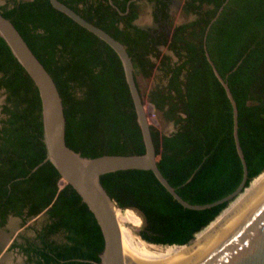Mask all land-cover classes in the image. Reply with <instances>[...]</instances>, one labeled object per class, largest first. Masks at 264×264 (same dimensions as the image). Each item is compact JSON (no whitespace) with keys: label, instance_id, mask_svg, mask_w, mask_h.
I'll use <instances>...</instances> for the list:
<instances>
[{"label":"trees","instance_id":"trees-1","mask_svg":"<svg viewBox=\"0 0 264 264\" xmlns=\"http://www.w3.org/2000/svg\"><path fill=\"white\" fill-rule=\"evenodd\" d=\"M60 1L123 43L134 77L158 71L147 98L173 126L166 133L151 124L149 129L156 165L174 190L191 203L231 191L241 176L231 106L202 48L205 26L223 0H182L180 12L190 17L178 22L171 20L168 0H144L152 3L155 25L149 26L134 22L139 0H130L126 9V0H112L115 6L107 0ZM0 13L51 75L69 147L87 157L143 151L120 60L106 42L49 0H5ZM204 43L235 101L248 186L264 174V0H225ZM0 89V225L8 215L23 224L40 214L32 235L20 234L9 247L34 264H96L103 243L99 226L75 189L62 178L59 184L53 164L42 160L38 92L1 36ZM99 180L131 229L140 222L136 209L143 216V239L177 247L196 241L254 181L230 204L192 209L178 203L149 169L106 171Z\"/></svg>","mask_w":264,"mask_h":264},{"label":"water","instance_id":"water-1","mask_svg":"<svg viewBox=\"0 0 264 264\" xmlns=\"http://www.w3.org/2000/svg\"><path fill=\"white\" fill-rule=\"evenodd\" d=\"M107 1L115 6L112 0ZM129 1L126 0L125 9ZM49 2L54 8L62 11L106 42L117 54L132 100L143 143V151L141 153H102L87 157L69 147L64 141V115L61 98L51 75L28 47L12 22L0 13V36L30 76L38 92L42 140L45 145V155L42 160L48 159L53 164L60 175L59 182L62 178L64 182L69 183L93 214L103 240L102 248L98 253L99 260L96 261V264H141L132 260L128 261L122 253L118 223L113 211V206H119L114 203L100 183L99 175L101 173L123 168L149 169L178 203L192 209L209 207L222 201H228L245 186L246 163L237 137L235 101L226 81L218 73L210 59L204 43L208 25L216 17L225 0L217 7L205 26L202 48L203 54L215 77L222 85L231 106V132L234 147L241 163V176L231 191L202 203H191L183 199L161 174L156 165L155 148L149 129L150 121L143 110L141 95L133 74L132 61L123 43L101 27L82 17L64 2L60 0H49ZM181 2V0H173L170 6L178 8ZM143 240L154 244H163ZM158 264H264V182L199 242Z\"/></svg>","mask_w":264,"mask_h":264},{"label":"rangeland","instance_id":"rangeland-1","mask_svg":"<svg viewBox=\"0 0 264 264\" xmlns=\"http://www.w3.org/2000/svg\"><path fill=\"white\" fill-rule=\"evenodd\" d=\"M4 1L5 0H0V3H3ZM169 13H170L171 20L173 22H178L180 20H183V19L190 17L189 15H183L180 12L179 6H178V8H175L174 6H170ZM134 22L139 24V25L153 24V21H152L151 15H150V3L149 2L144 1V0H139V9H138V13H137L136 18L134 19ZM163 51L168 52V50H165V49H163ZM157 72H158L157 70H153L152 73L148 76H142L140 73H137L135 75V79L137 82V86L139 88L142 103L145 104V111L147 113L150 124L153 125L159 132L166 133L172 129V126H173L172 123L170 121H166V120L162 119L161 116L159 115V112L154 108L152 103L147 98L148 88L155 81L158 80ZM3 96H4L3 91L0 89V103L3 100ZM258 178H256L253 181V183L248 188V190L253 186V184L255 183V181ZM59 184H62V182L61 183L59 182ZM248 190H246V192L243 195H241L232 204L230 209L223 212L212 224L219 225L223 221L224 215L229 213V211L234 206V204L239 202L240 200L244 199L247 196ZM228 201H227V203H228ZM131 209H133V208H131ZM133 210L140 217L139 213L135 209H133ZM39 219H40V214L28 219L25 223L21 224L20 219L17 216H14V215H8L7 216L5 222L2 225H0V264H33L32 262L25 261L24 256L20 252H18V250H15V248H10L9 244L13 239H16L17 241L20 240V234L32 235V230H31L30 226H35V224L39 221ZM141 221L142 220L140 217L139 224L137 226H132V230H133L134 234L137 235V237H139V238L141 236L138 234V229L141 225ZM124 224L128 228H130L127 225V223H124ZM202 233H200V234H202ZM200 234L198 236H200ZM193 236H194V234H193ZM141 239L143 240L142 237H141ZM190 240L188 241L189 243L192 242V240L191 241ZM188 242H186V243H188Z\"/></svg>","mask_w":264,"mask_h":264},{"label":"bare ground","instance_id":"bare-ground-1","mask_svg":"<svg viewBox=\"0 0 264 264\" xmlns=\"http://www.w3.org/2000/svg\"><path fill=\"white\" fill-rule=\"evenodd\" d=\"M142 107H143L144 112L146 113L144 103H142ZM147 118H148V116H147ZM262 173L260 172V174H262ZM257 177H255V178H257ZM263 182H264V174H262L255 181V183L253 184V186L249 190L247 189L248 190L247 196L244 199L240 200L239 202L235 203L234 206L229 211V213L224 215L223 220L225 218H227L255 190H257ZM246 188H247V186L245 185L234 197H232L229 200L230 202L228 201L229 204L240 193L245 191ZM227 207L228 206H226L225 208L223 207L220 210V212L212 220H214ZM113 211H114L116 221L118 223V228H119V233H120V245H121V250H122L123 255L125 256V258L128 261L132 260V261H136V262L141 263V264H158V263H160V262H162V261H164V260H166V259L190 248L191 246H193L194 244L199 242L202 238H204L208 233H210L215 227L218 226L216 224H210V226H208L205 229V231L202 234H200V236H198L197 240L195 241V239H194V241L189 245L184 244V246L179 245L180 247H177L176 246L177 244H173V245L154 244V243L146 242V241L142 240L141 237L140 238L137 237V235L134 234L133 230L131 228H128L124 224V223H127V221L124 219V217L121 213L120 207L113 206Z\"/></svg>","mask_w":264,"mask_h":264},{"label":"flooded vegetation","instance_id":"flooded-vegetation-1","mask_svg":"<svg viewBox=\"0 0 264 264\" xmlns=\"http://www.w3.org/2000/svg\"><path fill=\"white\" fill-rule=\"evenodd\" d=\"M173 0H168V13H169V11H170V3L172 2ZM150 3V15H151V18H152V14H151V9H152V3L151 2H149ZM136 18V17H135ZM152 21H153V18H152ZM149 25H155V22L153 21V24H148V25H142V26H149ZM136 210V209H135ZM137 211V210H136ZM138 213H139V215H140V217H141V220H142V218H143V216L140 214V212L139 211H137ZM141 223H142V221H141ZM144 230L146 231V233H149V234H151V235H155V233H153V232H150L149 230H147L146 228H144ZM10 248H15V250H18L16 247H10ZM18 252H20V251H18ZM21 253V252H20ZM22 254V253H21ZM23 255V254H22ZM24 256V255H23ZM34 264V263H33Z\"/></svg>","mask_w":264,"mask_h":264}]
</instances>
